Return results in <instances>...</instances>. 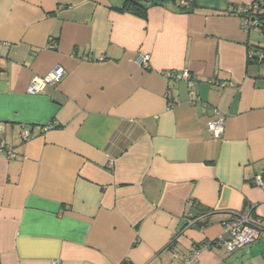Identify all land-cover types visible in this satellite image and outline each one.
I'll return each mask as SVG.
<instances>
[{
  "label": "crops",
  "instance_id": "1",
  "mask_svg": "<svg viewBox=\"0 0 264 264\" xmlns=\"http://www.w3.org/2000/svg\"><path fill=\"white\" fill-rule=\"evenodd\" d=\"M125 1L0 0V144L16 155L0 152V264H178L206 245L195 264H264V62H247L264 33L233 12L254 0L148 2L145 19ZM183 70L192 89L165 78ZM232 214L259 237L227 251Z\"/></svg>",
  "mask_w": 264,
  "mask_h": 264
},
{
  "label": "built area",
  "instance_id": "2",
  "mask_svg": "<svg viewBox=\"0 0 264 264\" xmlns=\"http://www.w3.org/2000/svg\"><path fill=\"white\" fill-rule=\"evenodd\" d=\"M258 1L260 0H254L253 3L248 4L247 6L233 7V12L237 13L241 17L242 27L246 31L251 30L253 27H260L259 17L257 16L259 13ZM188 4V2H184L182 3V6L186 7ZM149 60V55L137 54L134 59V63L142 68H148ZM64 75L65 71L62 68L57 67L46 77L33 80L28 86L27 92L30 95H35L41 92L46 86H57ZM165 78L170 85L176 82H185L190 89H192L196 84L187 70L180 72H167L165 74ZM209 84L219 87L225 86V83L215 80H210ZM191 96H193L192 91ZM191 103H193L192 100ZM55 126V123L52 122L47 125L46 129H54ZM224 128L225 118L215 116L208 123L207 132L212 139L218 140L221 138ZM22 136L25 142L31 140L32 138V136L26 132H23ZM0 152L3 153L7 159L16 157L12 149L7 148L3 144H0ZM254 183L255 185L261 186L263 184V179L261 177H256ZM223 231L227 239H219V244L224 246L227 251H233L247 246L256 241L259 237V228L251 222L249 217L240 214H233V218L224 223ZM207 248L208 246L206 245L194 249L187 258L182 259L178 264H195L198 255L201 251Z\"/></svg>",
  "mask_w": 264,
  "mask_h": 264
},
{
  "label": "trees",
  "instance_id": "3",
  "mask_svg": "<svg viewBox=\"0 0 264 264\" xmlns=\"http://www.w3.org/2000/svg\"><path fill=\"white\" fill-rule=\"evenodd\" d=\"M164 0H126L125 3L123 4V6L121 8H119L118 10L120 12H128L131 14H134L136 16H138L141 19H145L146 18V12L148 9V6H145L146 3L150 2L151 5H161ZM259 4V10L260 8H262L264 6V0H260L258 1ZM260 21V27L259 29H261L264 33V19L260 16L259 18ZM261 50L262 54H263V58H259L255 55V53L257 52L256 50ZM248 63H262L264 62V49L263 48H257V49H251L248 51V59H247ZM203 212H207V209H204V211H200V214H196L194 216V218H192V221H196L194 224H199L202 225V223H200L199 221H197L199 219V217L201 216H205V214ZM252 214V213H250ZM233 218V214L231 216L230 219ZM229 221V220H228ZM214 245H220L219 244V239L214 241Z\"/></svg>",
  "mask_w": 264,
  "mask_h": 264
}]
</instances>
